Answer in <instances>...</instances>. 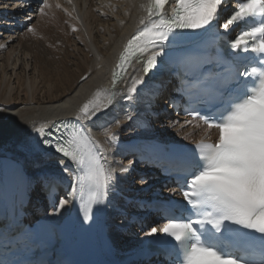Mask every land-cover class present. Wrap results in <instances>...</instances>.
<instances>
[{"label": "snow or ice", "instance_id": "snow-or-ice-1", "mask_svg": "<svg viewBox=\"0 0 264 264\" xmlns=\"http://www.w3.org/2000/svg\"><path fill=\"white\" fill-rule=\"evenodd\" d=\"M25 6L30 7V0L18 5L21 10ZM53 6L61 7L37 0L41 17ZM138 7L142 15L112 70L110 86L79 107L75 123L30 122V150L71 176L66 197L57 202L55 187L49 192L53 215L74 203L82 225L99 218L117 183L106 145L118 144V129L139 119L145 90H151L149 81L172 59L173 46L188 39L210 40L215 55L194 64L179 87L190 105L207 99L212 107L180 109L175 100L168 102L177 114L183 110L189 117L171 126L180 124L183 130L195 122L202 130L200 139L192 145L147 146L176 162L179 190L171 192L182 199L168 198L161 204L155 220L163 222L153 221L155 226L145 235L170 264H264V0H142ZM26 19L31 24L33 17ZM27 31L35 34V27ZM151 94L158 95L156 90ZM121 101L128 108H120L122 118L109 115ZM97 120H102L97 126L103 143L82 123ZM119 171L127 172L128 167ZM6 181V176L0 177V184ZM0 264L23 262L0 259Z\"/></svg>", "mask_w": 264, "mask_h": 264}, {"label": "bare ground", "instance_id": "bare-ground-1", "mask_svg": "<svg viewBox=\"0 0 264 264\" xmlns=\"http://www.w3.org/2000/svg\"><path fill=\"white\" fill-rule=\"evenodd\" d=\"M22 1L0 0V44L6 45L0 48V153L20 161L31 172L33 181L40 182L43 175L61 169L54 161L30 150L27 135L30 122L39 126L63 118L75 119L84 102L108 87L106 70L113 64L124 38L138 26L142 15L138 5L142 0H50L52 5L58 2L61 7L53 6L45 17L33 5L21 10L18 5ZM29 16L33 17L31 24L26 19ZM29 26L35 27V34L27 31ZM163 83L165 88L159 89L156 96L151 94L153 89L145 90L139 119L118 129V144L106 145L109 165L116 169V191L136 195L146 186L140 182V167L135 158L126 153L130 141L144 136L177 143L200 139L202 130L195 128V122L181 130L180 124L186 119L172 115L167 108L172 90L170 78ZM121 107L128 110L127 103L121 101L109 115L122 118ZM148 109L156 114L166 112L156 117L148 114ZM132 111L135 115L136 109ZM175 120L180 124L173 127ZM82 123L91 130L92 136L104 142L97 126L102 120ZM185 133L192 135L185 139ZM121 166L128 167V171L120 172ZM33 195L41 198L39 186L33 189ZM66 213L65 206L59 213L53 215L51 211L50 215L60 221ZM110 217L117 218V214ZM117 224L126 226L123 221ZM111 231L118 255L123 259L142 243L140 236H125L116 226Z\"/></svg>", "mask_w": 264, "mask_h": 264}]
</instances>
